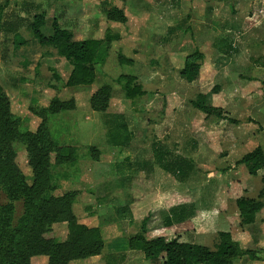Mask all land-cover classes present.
Instances as JSON below:
<instances>
[{
	"label": "rangeland",
	"instance_id": "rangeland-1",
	"mask_svg": "<svg viewBox=\"0 0 264 264\" xmlns=\"http://www.w3.org/2000/svg\"><path fill=\"white\" fill-rule=\"evenodd\" d=\"M116 8L125 11L126 23L109 21L103 12ZM42 13L46 14L43 31L47 35L53 33V20L57 19L76 40L104 42L107 59L95 66L91 85L64 87L71 62L51 46H38L27 24L22 23L16 33L6 31L7 24L13 26ZM115 34L121 40L107 44V37ZM216 38L233 42L237 52L225 58L211 50L202 71L205 79L194 84L182 81L176 72L183 56L197 49L206 53ZM174 41H180L182 54L166 59L171 52L168 44ZM249 41L251 52L246 50ZM168 63L174 66L173 72L164 71ZM54 74L60 78H54ZM124 76L135 77L132 87L141 85L150 98L127 99L123 87L128 79ZM155 77L160 84L155 83ZM215 85L221 86L225 110L240 121L238 125L207 119L190 105L197 94L209 93ZM101 88L104 91L95 105L105 110L108 104L106 113L95 111L90 103ZM72 98L74 111L55 112L50 107L53 99ZM112 113L124 114L133 134L126 149L107 143V123ZM33 142L49 156L48 171L45 168L43 173L49 186L43 198L77 192L73 208L78 221L90 228L99 227V237L107 244L113 240L125 243L134 232L141 237L143 234L140 223L132 227L129 220L121 221L116 214L126 202L122 198L126 181L121 175L128 171L127 164L155 175L152 182L149 177L147 182L138 179V191L145 196L155 194V187L163 191L157 200L143 197L140 210L156 201L162 207L192 202L193 198L187 200L182 194L191 193L193 197L207 187L223 191L235 212L238 198L261 200L264 169L260 175L251 176L236 162L255 149L264 151V0H0V264H4L10 236L29 215L26 191L33 186V165L37 162L35 151L30 150ZM90 147L104 156L93 158ZM57 148L66 159L64 163L55 160ZM158 164L169 167L181 182L160 176L163 173ZM144 183L150 187L144 188ZM90 211L96 215L91 217ZM212 214L214 211L205 209L197 219ZM257 216V225L240 222L241 238L232 236L243 249H250L254 236L258 238L255 248L264 246V211ZM158 224L159 219L154 217L152 227ZM164 234L180 238L175 233ZM44 236L65 240L67 224L47 225ZM141 243L134 248L140 250ZM258 258L253 261L244 257L235 264H264V253ZM144 259V254L138 259L131 255L120 264H144ZM95 260L96 264L105 262L103 258ZM31 264H48V259L38 255Z\"/></svg>",
	"mask_w": 264,
	"mask_h": 264
},
{
	"label": "trees",
	"instance_id": "trees-1",
	"mask_svg": "<svg viewBox=\"0 0 264 264\" xmlns=\"http://www.w3.org/2000/svg\"><path fill=\"white\" fill-rule=\"evenodd\" d=\"M60 1V0H47ZM109 21H117L121 23L127 22V17L123 9L106 10L104 9ZM21 22V23H20ZM16 25L7 24L6 31L17 32L22 23L28 25L32 31L35 40L41 46H51L58 50L61 57L70 61L73 69L64 87H80L91 85L95 80V66L103 65L107 59V49L104 50L102 40L87 39L76 40L74 35L64 29L57 19L53 20V33L47 35L43 29L46 26V14H36L32 20L21 19ZM121 37L117 34L107 37V44L114 41H120ZM217 50L225 57H231L234 51L232 44L227 40H220L217 43ZM204 54L200 50H195L189 54L184 63V67L180 71V77L187 83H195L200 81L202 74V63ZM58 78V74H54V78ZM127 76H124L126 78ZM60 78V77H59ZM127 83L123 87L127 99L134 100L138 97L146 95L141 85L132 87V83L136 81L133 76L127 77ZM104 91L101 88L91 97V107L95 111H104L106 113L108 104L105 110L96 108V98ZM220 86H214L211 90L213 101L208 103V95L199 93L196 97L190 100V105L207 119L216 118L226 121L230 124L238 125L239 120L232 118L228 111L225 110L224 102L220 94ZM9 104V101H6ZM110 105V104H109ZM50 107L55 112H70L75 110L74 99L61 101L53 99L50 102ZM110 120L107 123L108 135L107 143L110 147H126L132 139L133 134L125 120L124 114L112 113ZM31 152L35 151L37 162L33 165L34 183L27 193L28 200V217L25 223L18 228L9 240V248L7 250L4 264H31L32 258L38 255H44L48 259V264H71L74 261L89 260L93 257H98L102 254L105 243L99 237V227L90 228L85 223H80L78 216L75 214L73 203L77 198V192L63 197L47 196L43 198L42 193L48 190V180H43L45 168L48 171V153L45 154L37 149L36 142L31 144ZM61 149L57 148L58 163H64L65 158L60 156ZM88 151L93 158L99 159L104 154H99L98 149L90 147ZM46 160V161H45ZM162 167L161 164H158ZM243 165L248 170L251 176H257L261 169H264V151L261 148L255 149L252 152L245 154L236 162V166ZM132 174L137 172L130 165L127 166ZM172 174L169 167H162ZM229 169L225 170V172ZM263 188L260 193L259 201L249 198H238L235 200L239 217L242 225L254 224L257 214L264 209V177L262 178ZM45 194V195H46ZM188 204H179L173 208L184 207ZM194 205V204H189ZM184 210V208H183ZM187 209L184 210L186 212ZM193 210V207L186 213ZM116 214L120 219L133 221V214L129 206H122L116 210ZM193 214V212H192ZM91 217L96 214L89 213ZM191 215V214H190ZM66 223L68 236L65 240L47 239L44 236V228L47 225ZM147 219L142 222L141 235L133 236L130 241L131 249L134 246L143 242L141 251L145 258L151 264H235V261L248 257L253 261H257L258 254L264 253V249L250 250L243 249L236 241H234L231 233L219 232L217 243L214 248L203 245L181 242L179 237L169 238L165 234L149 233ZM137 244L134 245V243ZM105 264H120L125 260L123 254L108 255L103 257Z\"/></svg>",
	"mask_w": 264,
	"mask_h": 264
},
{
	"label": "crops",
	"instance_id": "crops-1",
	"mask_svg": "<svg viewBox=\"0 0 264 264\" xmlns=\"http://www.w3.org/2000/svg\"><path fill=\"white\" fill-rule=\"evenodd\" d=\"M212 3H210L209 5H211ZM215 7H216V5H215ZM64 29H66V28H64ZM173 30H175V29L173 28ZM231 32H232L231 30H227V33H231ZM71 33L74 35V33L72 31H71ZM87 39H89V38H87ZM87 39H84V40H87ZM222 39L227 40L226 38H222ZM222 39L216 38L215 39L216 41H214L215 43L213 44L214 46L211 47L212 49L209 47V49L206 51V53L201 51L204 54V60L202 63V71L204 68V62L207 60L208 53L211 54V50H214L216 53H219V51L217 50V43ZM227 42L232 44V46L234 48L233 54H235L237 52V48H236L235 44L233 42L228 41V40H227ZM36 43L38 44V46L41 47V45L38 42H36ZM168 45L170 46L171 52L167 55L168 58H166V59L171 58V56H177V55L182 54L181 48L178 47L179 45H181L180 41H174V43L170 42ZM247 47H248V49H246V50L249 51V49H250V52H251L252 41L248 42ZM189 54H191V53H189ZM189 54L183 56V61L181 62V64H179L180 68H178V72H176L179 77H180V71L184 67L185 59ZM220 55L222 57H225L222 54H220ZM225 58H230V57H225ZM166 65H167V68L164 71L173 72L174 66L171 65V63H168ZM72 69H73V67H72ZM70 72H72V70ZM180 79H181V77H180ZM201 79H203V80L205 79V77L202 78V74H201L200 80ZM182 81H184V80H182ZM160 82H161V80H159L158 77H155V83L160 84ZM184 82L187 83L186 81H184ZM187 84H190V83H187ZM192 84H194V83H192ZM236 85H238V84H236ZM215 86H219V85H215ZM220 88H221V86H220ZM204 94L208 95V103H212L213 96H212L211 91L209 93H204ZM220 94H221V98L224 102L223 104H225L226 103V97L223 94L222 88H221ZM148 96L149 95L146 94V95L142 96V98L148 99V98H150ZM139 98H141V97H139ZM131 143H132V141H131ZM128 146H126V147L128 148ZM126 147H116V149H126ZM130 163H131V161H130ZM127 166H129V165L127 164ZM157 166H158L159 170L163 173L160 176L164 177V179H168L167 176H171V177L175 178V180H177L179 183L181 182V180L174 177L171 173L166 171L164 168H162L159 165H157ZM133 169H136V168L133 167ZM259 173H260V171L258 172L257 175H260ZM154 176L155 175L153 173L150 174V173H147L146 171L145 172L144 171H137L134 174H132L130 172V170H128L125 175H123V174L121 175V179L126 181V187L124 189H122V191H123V195H122L123 197L122 198H124V201H126L124 206H129V208L131 209L132 214H133V221L132 222L128 221L126 219L125 220L121 219V221H128V223L132 227H134V225L136 226L137 224L140 223V228H141L142 222L145 219H147L146 226H147L149 233H151L152 235H155V234H153L155 232H159L162 234H164V233H171V234L175 233V234L180 235V241L181 242L203 245V246H207L210 248H214V245L216 243L215 242V235L218 236L219 232H228V233H231V235L233 237L239 236V238H241V236H242L241 234H243V230H242L241 226H239V225H241L240 224L241 219L239 217V213H238V211H236V212L234 211L235 207L233 205H231L232 202L228 198H226V196L223 194V191H221V190L215 191L212 188L207 187L206 189L203 188V189L199 190L198 192L194 193L193 197H192L191 193L182 194L183 198H185L187 200H192V198L194 199V200H192V202H190V201L179 202L178 204L176 203L174 205V206H176L179 204H188V205H185L184 207H178V208H173L174 206L162 207L161 202L156 201L155 203H152V204L149 203V206H147L143 210H140V202H141L143 197L146 198L147 200L149 199V197H151V199L156 198V200H157V198L161 196V193L163 191L162 190L160 191V190H158V187H155V188H157L156 189L157 191H155V194H148V196H145L144 193H141L140 191H138L136 181L138 179L143 178L147 182L148 177H149V181H151V180H154ZM143 187L148 188V187H150V184L144 183ZM189 204H194V205H189ZM191 207H193V210H191L189 212V214H187L186 212L189 211V209ZM183 208H184V210L187 209L186 212H184ZM205 209L214 211V214H212L210 216H208V215L204 216V218H202L200 220L197 219V214L199 212L205 210ZM263 211H264V209L261 212H263ZM192 212H193V214H192ZM154 217L159 219V224L157 227H152V220L154 219ZM256 219L258 220V216ZM257 223H258V221H257ZM255 224H251V226H254ZM92 228H97V227L92 226ZM137 233L138 232H134L133 235H137ZM133 235H132V237H133ZM123 239H126V238H123ZM255 239H258V238L256 236H254L251 239L252 243L249 246L250 250H257L258 249V248L257 249L255 248V245H253V244H255L254 243ZM129 240H130V238L129 239L127 238L126 240H124L125 243L121 242V241H116V240L110 241L109 244H107L105 242V246H104V249L102 251V254L98 257H93V258L89 259V262H93V264H96V262H95L96 258L101 260L104 256L115 255V254L116 255L117 254H123L125 256V260L127 259V261H128L129 256H131V255L135 256L136 259H138V257H140V255L144 254V253L139 249H131ZM247 245H249V244H247ZM261 248L263 249L264 246H261ZM144 260H145L144 264H151V262L149 260H147L146 258ZM104 264H105V262H104Z\"/></svg>",
	"mask_w": 264,
	"mask_h": 264
}]
</instances>
